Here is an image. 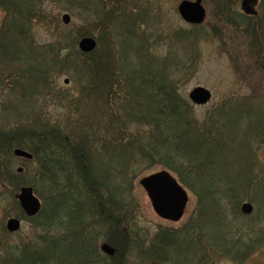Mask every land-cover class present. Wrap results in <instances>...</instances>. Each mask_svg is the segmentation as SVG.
I'll use <instances>...</instances> for the list:
<instances>
[{"label": "rangeland", "instance_id": "rangeland-1", "mask_svg": "<svg viewBox=\"0 0 264 264\" xmlns=\"http://www.w3.org/2000/svg\"><path fill=\"white\" fill-rule=\"evenodd\" d=\"M182 1L90 0L85 10L84 0H12L17 12H10L9 1L0 0V135L15 133L0 147V264L23 242L41 250L50 238L55 260L74 264L83 235L92 245L85 252L90 264H264V5L254 18L242 12V0H202L207 16L195 26L180 16ZM111 13L115 20L106 21ZM86 37L97 42L89 54L79 49ZM96 53L113 56L112 88L105 85L110 75L90 72ZM39 69L46 74L32 72ZM142 79L153 84L152 91ZM161 84L190 108L194 126L183 141L187 149L176 142L191 125L173 117L163 141L164 122H148V116L160 118L158 109L167 103ZM196 87L212 93L207 105L191 103ZM52 130L74 147L89 140L93 151L81 160L71 153L58 158L64 172L57 170L50 182L41 178L42 164L14 151H35L32 131ZM62 146L68 150L64 140ZM162 170L189 194L178 223L154 212L139 183ZM101 177L108 192L100 201L117 223L102 217L91 195ZM25 181L58 215L49 232L40 227L41 218L38 224L26 221L17 207L14 196ZM244 203L253 206L251 215L241 213ZM199 214L202 233L186 230ZM10 218L22 220L13 235L5 229ZM120 226L132 242L124 262L100 250ZM179 231L186 233L170 242L166 258L147 257L161 233Z\"/></svg>", "mask_w": 264, "mask_h": 264}, {"label": "trees", "instance_id": "trees-1", "mask_svg": "<svg viewBox=\"0 0 264 264\" xmlns=\"http://www.w3.org/2000/svg\"><path fill=\"white\" fill-rule=\"evenodd\" d=\"M9 1V11H15V5H13V3L11 2L12 0H8ZM87 2V3H86ZM84 6L83 8L85 10H88L87 8H89L90 6V0H84ZM11 5V7H10ZM97 5V4H96ZM264 5V0L262 1V4ZM99 10V12H101V7L102 6H96ZM17 12V11H15ZM105 16H107L106 21L111 20L110 22H112L114 19V15L113 13L111 14H106ZM104 16V17H105ZM104 21V23L106 22ZM263 24V23H262ZM261 25V24H260ZM263 31V30H262ZM258 32H260V29H257V31L255 32V34H257L256 36H254V42H258L259 43V36H258ZM21 35H22V31H21ZM6 37H4L5 39ZM53 52L55 51V48L53 49ZM55 54V53H54ZM97 56V58H93L91 61V65H90V72L95 74V75H110V77H112L111 79H109L108 81H106L105 85L107 87V89L110 87L112 88L115 85V81H114V73L111 74L114 69H115V65H114V59L112 58L113 56L111 55H106L103 56L102 53H96L95 54ZM100 55V56H98ZM56 56V54H55ZM54 56V57H55ZM56 60V58H55ZM57 61V60H56ZM116 71V70H115ZM32 72H37L38 76L40 74L44 75L46 74L47 70L45 69H39L38 71H32ZM30 72V73H32ZM141 82L144 84V86L148 89L151 90L152 88V83L149 80H144L142 79ZM110 83V84H109ZM109 85V86H108ZM156 85V84H155ZM160 89V93L162 94V97L164 98V100L167 101L166 104H162V107H160L158 109V113L160 114V118L156 119V118H152L151 116H148V119L150 121L148 122H155L158 121L157 124H161L160 121H163V125L165 127V130H163L162 128L160 129L161 133V137L163 141H166V136L169 135V133L172 131V128H174V126L172 125V121H173V117L177 120L182 121L180 124H183L184 122L189 125H193L194 124L191 122V120L188 118L189 117V113H190V108L188 107L187 104H182L179 103L177 100V98L172 94L173 90H169L168 87H166V84H161L160 86H158ZM113 90V89H112ZM111 91V89H110ZM142 119V118H141ZM188 127L187 129L184 130V132H181L178 136V140L177 141V136L174 137V140L177 144V147L181 148L184 147V149H187L184 145H183V141H185V136L191 131V127ZM198 129H193V131L195 132ZM54 133H56V138L54 136ZM168 135H167V134ZM15 133H10V134H2L0 135V147L3 146H8L10 139L13 138V135ZM32 134L34 136H36V138H38V147H36V150H30V152H32L35 156V160L36 162H38V164H42V168L44 170L43 173H41V178L43 180H47L52 182V180H54L55 178H57V170H60L61 172H64V168L65 165L59 161L58 158L63 157L64 154L66 155V153H71L74 154V157L76 159L81 160V158H84L85 156H90L91 157V153L93 151V148L91 146V143L89 142V140H84L81 142L80 146H76L74 147L73 145H70V141H69V137H63L61 136V132L60 131H49L47 133H41V132H36L34 133L32 131ZM62 135H64L62 133ZM166 135V136H165ZM197 134H194V136L197 137ZM206 136H208V133H205ZM16 137V136H15ZM14 137V138H15ZM89 136L86 137V139H88ZM203 138V137H202ZM57 139V140H56ZM64 140V142L67 143V147L68 150L65 147L62 146V141ZM196 140H198V138H196ZM81 147V148H80ZM55 151V153L53 152ZM69 151V152H68ZM193 151V150H192ZM85 157V158H86ZM58 159V160H57ZM83 167L81 168H86L85 164H87L85 161L84 162H79V165H83ZM89 164V163H88ZM58 167V168H57ZM80 168V170H81ZM55 171H54V170ZM23 184H27V185H31V182L29 181H25V183ZM33 187L35 188V190L37 191V188L35 186V184H32ZM73 187H75V185H72L71 187V191L67 194L68 196L72 195L73 191ZM96 190L94 189L91 192L92 197L94 198V200L96 199L97 204H98V212L102 215V217L107 220L108 218H111L112 221L115 220V222L117 221V215H115V212L113 210H110L106 208H104L103 205V201H100L101 197H104L103 195H105L108 190L106 187V183L104 181V178L102 179V177L100 178V181L98 180L97 184L95 185ZM112 198V197H110ZM73 200V199H72ZM18 206V205H17ZM79 207H82L81 204L78 205ZM19 208V207H18ZM48 208V209H47ZM203 213V212H202ZM21 214L23 215V219H25L26 221H33V222H37L38 219L41 218V222L39 224H41L40 227H42L46 232H49L51 228H53L55 226V224L57 223V217L58 215L53 211V210H49V207L47 205V203H44L42 212L39 214L38 217L34 218V219H28L23 212H21ZM202 216H200L199 214V218L195 219L191 222V225H189L187 227L186 230H192V231H198L200 232V230H198L199 228V222L202 221ZM124 220V217H122ZM103 220V219H102ZM104 221V220H103ZM81 223V221H80ZM117 223V222H116ZM38 224V222H37ZM110 226L112 227V224L110 223ZM120 230L119 231V235H110V239L108 240V242L117 250V254H116V258L120 259V262H124V259L126 257V254L128 251H130V247L132 242L129 239V234H128V229H123L122 226H120ZM112 233V231H110ZM185 234V231H179L176 233H161L159 236V241L158 244H155L154 246L150 247L148 251L145 252V254L147 255V257H161V258H165L164 254L167 251V248L171 244L176 243V235L177 234ZM202 233V232H200ZM158 238V237H157ZM54 238H50L49 241L53 240ZM60 239V238H58ZM200 239V237H199ZM48 240H46L44 242V247L41 250H36L33 249L31 243L28 244H24L25 242L22 243V245L20 244L18 247L16 248V255L12 256V257H8L7 259V263L6 264H63L61 263V260L56 261L55 258L53 257V252H52V247L50 246ZM78 246H77V253L76 255H73V259H75L76 263L74 264H87L88 262H92V257H90L91 255H86L85 252L87 254L89 253V247H91L92 245L87 246V243L85 241L84 235L83 237L80 236L78 238ZM137 247L135 245H132V249H136ZM57 250H55L56 252ZM14 254V253H13Z\"/></svg>", "mask_w": 264, "mask_h": 264}, {"label": "water", "instance_id": "water-1", "mask_svg": "<svg viewBox=\"0 0 264 264\" xmlns=\"http://www.w3.org/2000/svg\"><path fill=\"white\" fill-rule=\"evenodd\" d=\"M258 1L243 0L241 3L242 11L247 15L256 16L255 7ZM179 13L184 21L193 25L202 24L206 18L202 0L183 1L179 6ZM70 21L69 15L63 17L65 24H69ZM96 46L97 44L92 38H84L79 43V48L84 53L94 51ZM189 98L193 104L203 106L210 102L212 94L205 88L197 87L190 93ZM14 154L26 160L34 158L32 154L21 149H16ZM18 172L22 173L23 169H19ZM140 185L147 192L152 207L159 217L174 223L179 222L183 218L189 197L184 188L178 184L177 180L168 171H161L147 176L140 181ZM16 199L28 217H35L41 210V202L35 196L32 187H22L19 194L16 195ZM241 209L246 215L253 212V206L248 203L244 204ZM6 227L10 233H15L20 230L21 222L17 219H10ZM102 250L108 255H114L115 253L114 249L109 245H104Z\"/></svg>", "mask_w": 264, "mask_h": 264}, {"label": "flooded vegetation", "instance_id": "flooded-vegetation-1", "mask_svg": "<svg viewBox=\"0 0 264 264\" xmlns=\"http://www.w3.org/2000/svg\"><path fill=\"white\" fill-rule=\"evenodd\" d=\"M87 264H90V262H88Z\"/></svg>", "mask_w": 264, "mask_h": 264}]
</instances>
